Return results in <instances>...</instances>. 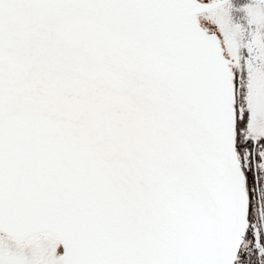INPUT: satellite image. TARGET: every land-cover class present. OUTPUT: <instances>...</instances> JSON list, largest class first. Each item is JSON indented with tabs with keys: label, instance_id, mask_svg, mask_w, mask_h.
Listing matches in <instances>:
<instances>
[{
	"label": "snow or ice",
	"instance_id": "snow-or-ice-1",
	"mask_svg": "<svg viewBox=\"0 0 264 264\" xmlns=\"http://www.w3.org/2000/svg\"><path fill=\"white\" fill-rule=\"evenodd\" d=\"M0 264H264V0H0Z\"/></svg>",
	"mask_w": 264,
	"mask_h": 264
}]
</instances>
